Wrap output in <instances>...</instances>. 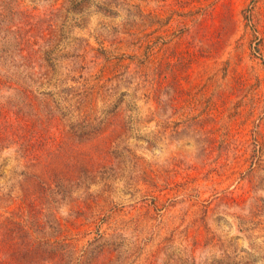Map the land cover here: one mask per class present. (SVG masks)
<instances>
[{"label": "rangeland", "instance_id": "1", "mask_svg": "<svg viewBox=\"0 0 264 264\" xmlns=\"http://www.w3.org/2000/svg\"><path fill=\"white\" fill-rule=\"evenodd\" d=\"M1 4L35 53L8 83L44 95L0 153L2 216L38 180L57 264H264V0Z\"/></svg>", "mask_w": 264, "mask_h": 264}, {"label": "trees", "instance_id": "2", "mask_svg": "<svg viewBox=\"0 0 264 264\" xmlns=\"http://www.w3.org/2000/svg\"><path fill=\"white\" fill-rule=\"evenodd\" d=\"M0 9L2 18L0 30L4 32L2 36L0 35V153H2L4 150H8L11 145L17 146L20 143L26 148L34 145V139H38L41 133L29 122L32 117L24 108L32 107V110L38 111L39 103L37 104V102L44 95L36 94L30 86L24 81H20L15 75L16 81L9 80L8 83V60L15 68L32 67L30 62L35 53L31 51L23 53L26 51L25 40L12 34L14 33L13 25L8 26L7 23L3 26L7 11L5 4H1ZM9 31L10 33H8ZM18 56L19 58H17ZM8 91H12L14 94V97L9 100ZM48 96L49 94L45 95L47 102ZM20 148L23 150L22 146ZM24 150L28 152V155L21 151L23 159H27L30 155L28 162H36L38 157L34 154V150ZM28 176L30 179L38 177L40 179L39 173L37 175L34 172ZM31 184L36 187L32 196H28L26 189H22L23 195L19 201L22 203L21 214L23 216L20 219L13 218V212L10 216L8 214L2 216L0 213V264H57L62 257L61 254L55 253L56 242H46V239L40 240L35 237L36 231L44 229L42 219L45 206L44 194L37 191V186L42 191H46L50 185L38 180ZM41 242L44 243L40 244ZM68 257L70 260V256Z\"/></svg>", "mask_w": 264, "mask_h": 264}]
</instances>
